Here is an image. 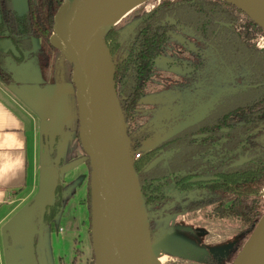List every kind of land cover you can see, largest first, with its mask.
I'll use <instances>...</instances> for the list:
<instances>
[{"label": "trees", "instance_id": "16d2710c", "mask_svg": "<svg viewBox=\"0 0 264 264\" xmlns=\"http://www.w3.org/2000/svg\"><path fill=\"white\" fill-rule=\"evenodd\" d=\"M63 1L26 0V12L18 16L12 0H0V42L9 40L16 50H0L2 82L8 83L9 78L4 70L8 65L5 55L14 63L28 62L35 79L40 78L39 85L49 82L52 58L58 50L51 37ZM132 14L137 15L132 24L113 26L102 36L115 64V92L132 154L154 137L150 125L135 127L132 121L147 92L155 61L175 32L190 30L218 52L232 73L244 74L243 85L222 94L203 117L162 139L133 161L152 242L157 241L156 223L161 218L210 208L211 215L244 224L225 261L211 263L236 264L264 214V51L256 45L264 29L226 0H159L148 11L132 10L122 21ZM29 56L32 59L27 61ZM61 134L55 132L52 138L45 135L47 154ZM76 135L79 139L78 123ZM86 161L90 173L89 160ZM62 188L63 180L59 179L55 203L48 208L44 220L61 211ZM87 201L91 220L90 182Z\"/></svg>", "mask_w": 264, "mask_h": 264}, {"label": "water", "instance_id": "95a60500", "mask_svg": "<svg viewBox=\"0 0 264 264\" xmlns=\"http://www.w3.org/2000/svg\"><path fill=\"white\" fill-rule=\"evenodd\" d=\"M113 0H64L55 16L51 42L72 63L79 143L90 165L91 241L95 264H159L151 240L146 205L132 159L131 142L114 84L115 64L102 43L111 27L97 25L101 12ZM264 29V10L242 0H226ZM15 11L23 15L26 0H13ZM13 50L10 41L0 42V50ZM15 82L25 102L41 110L49 105L54 118L66 119L63 89L52 84L23 85ZM21 83V86H19ZM61 84H58L60 86ZM38 88V89H37ZM64 139L57 141L51 157L40 168L38 192L14 217L13 226L3 230L7 261L12 262L14 232H37L47 226L48 208L55 203L58 180L76 162L60 165ZM264 197V195L262 194ZM236 264H264V214L245 244Z\"/></svg>", "mask_w": 264, "mask_h": 264}, {"label": "rangeland", "instance_id": "374dc122", "mask_svg": "<svg viewBox=\"0 0 264 264\" xmlns=\"http://www.w3.org/2000/svg\"><path fill=\"white\" fill-rule=\"evenodd\" d=\"M158 2L159 0H148L135 9L143 8L148 11ZM136 18L137 15L132 14L125 21H119V24L123 27L129 26ZM37 44L38 41L35 40V47ZM257 45L264 51V35L257 37ZM5 56L8 65L4 70L9 76L7 85L20 81L28 82H21L23 85L39 84L40 78L35 79V74L29 70L28 62L16 64L11 62V57ZM30 59L32 57L29 56L27 61ZM52 63L48 83L63 89L66 119L60 122L51 114L55 119L51 125H56V128L50 126V131L43 132V137L46 135L52 138L55 130H60L64 139L63 164L76 162L83 165L76 172V177L64 183L63 197L67 202L49 225L37 232L13 233L15 243L11 247H14V264H72L75 255L80 262L88 253L91 244L86 232L88 212L86 213L87 210L85 211L82 204L86 201L82 187L88 179V157L76 138L78 111L75 87L71 80L72 67L58 50L53 55ZM243 75V72L232 73L222 63L218 52L195 37L190 30L175 32L164 52L155 61L147 92L133 117V126L150 125L155 132L154 137L144 141L136 152L149 151L162 139L199 120L222 94L243 85ZM6 89L9 91L13 87L10 85ZM14 92L21 102L26 101L18 94L16 88ZM37 100L43 108V102L39 98ZM46 124L50 125L48 122ZM40 144L37 165L43 166L47 158L41 153L42 143ZM53 155L51 152L50 156ZM65 176L64 180L67 178ZM39 180L40 170L38 184ZM36 189L32 196L14 203V207L17 206L12 216L0 227V264H9L6 259L8 251L4 245L3 230L8 225L13 226L14 217L37 194L38 187ZM28 191H23V195ZM76 191L81 195L78 198L75 197ZM208 211L209 209H203L194 214L185 213L157 221V241L153 245L155 250L160 249L163 253V262L159 264H209L206 257L221 259L226 254L227 248L238 237L242 223L236 219H216L209 216Z\"/></svg>", "mask_w": 264, "mask_h": 264}, {"label": "crops", "instance_id": "0c3cea01", "mask_svg": "<svg viewBox=\"0 0 264 264\" xmlns=\"http://www.w3.org/2000/svg\"><path fill=\"white\" fill-rule=\"evenodd\" d=\"M10 85L13 89L7 91L6 87ZM15 88V83L7 85L0 80V227L12 216L17 206L14 207V203L32 196L34 190H37L38 171L41 168V165H37L38 145L42 143L44 148L43 132L50 131L55 120L51 117L49 105L40 111L36 110L18 99ZM47 128L49 130L46 131ZM52 128L55 129L56 125ZM55 131L60 132L57 129ZM81 165L78 163L67 171L66 182L77 176L76 172ZM87 183L88 179L82 191ZM26 190L29 191L23 195ZM80 196V192L76 191L75 197ZM1 251L0 248V256Z\"/></svg>", "mask_w": 264, "mask_h": 264}, {"label": "bare ground", "instance_id": "6f19581e", "mask_svg": "<svg viewBox=\"0 0 264 264\" xmlns=\"http://www.w3.org/2000/svg\"><path fill=\"white\" fill-rule=\"evenodd\" d=\"M147 0H113L107 7L101 12L97 19V25L102 27L116 26L121 19L127 16L132 10L139 5L143 4ZM245 4H252L259 6L264 10V0H242ZM264 195V188L262 191ZM157 262H163V253L160 249L155 251Z\"/></svg>", "mask_w": 264, "mask_h": 264}, {"label": "flooded vegetation", "instance_id": "af4514ba", "mask_svg": "<svg viewBox=\"0 0 264 264\" xmlns=\"http://www.w3.org/2000/svg\"><path fill=\"white\" fill-rule=\"evenodd\" d=\"M27 3V2H26ZM12 4H13V0H12ZM143 5V4H142ZM13 7H14V5H13ZM137 9V8H136ZM134 11V10H133ZM131 13V12H130ZM129 13V14H130ZM16 14L18 15V16H20L17 12H16ZM128 14V15H129ZM127 15V16H128ZM124 19V18H123ZM122 19V20H123ZM121 20V21H122ZM120 21V22H121ZM119 22V23H120ZM118 23V24H119ZM117 24V25H118ZM5 41H9V40H5ZM11 42V41H10ZM12 44V43H11ZM13 46V45H12ZM13 48H14V46H13ZM10 51L11 52H13V53H16V50L15 49H13V50H11L10 49ZM16 64H20V63H16ZM38 83H39V81H38ZM40 84V83H39ZM39 84H35V85H38L40 88L42 87V86H44V85H46V84H49V83H46V84H44V85H39ZM52 152V151H51ZM139 152V151H138ZM140 154H142V153H140ZM60 165H65V164H63V160H62V162H61V164ZM88 166V165H87ZM89 176H90V173H88V183L87 184H85V186H84V188H83V192L85 193V202L84 203H82V202H79V203H82L83 204V207H85V211H86V213L88 212V217H87V220H88V227H87V230H86V232H87V236H88V238H89V241H90V249H89V251H88V253L85 255V257L83 258V260H80V262H78V260H77V256L75 255L74 257H73V259H72V264H95L94 263V252H93V248H92V241H91V231H90V226H91V221H90V219H89V207H88V201H87V192H88V184H89V182H90V178H89ZM62 180H64V179H62ZM64 183H66V181L64 180V182H63V185H64ZM62 198H63V202H62V207H63V204L64 203H66L67 201L64 199V197H63V195H62ZM62 207H61V210H62ZM205 210L206 209H209V211H208V215L209 216H211V217H214V218H216V219H219V220H224V219H233V218H219V217H216V216H214V215H211L210 214V211H211V209L210 208H204ZM203 209H198V210H195V211H191V212H185V213H190V214H194V213H196L197 211H202ZM61 212V211H60ZM59 212V213H60ZM58 213V214H59ZM185 213H182V214H177L176 216H178V215H183V214H185ZM58 214H56L55 216H57ZM54 216V217H55ZM171 216H175V215H171ZM53 217V218H54ZM168 217H170V216H168ZM53 218L52 219H47V220H44L45 222H47V225H49L50 223H51V221L53 220ZM166 218V217H165ZM162 219V218H161ZM160 219V220H161ZM237 220V219H236ZM238 221H240V220H238ZM241 223H242V221H240ZM243 226H244V224L242 223V227H241V229L243 228ZM241 229L238 231V235H239V232L241 231ZM237 240V238L234 240V242H232V244L227 248V250H226V254L221 258V259H212L211 257H206V259H207V261H208V263L209 264H211L212 262H215V263H219V262H221V261H225V259H226V256H227V253H228V250L230 249V247L235 243V241ZM14 248V247H13ZM210 260V261H209Z\"/></svg>", "mask_w": 264, "mask_h": 264}, {"label": "built area", "instance_id": "2783aa9c", "mask_svg": "<svg viewBox=\"0 0 264 264\" xmlns=\"http://www.w3.org/2000/svg\"><path fill=\"white\" fill-rule=\"evenodd\" d=\"M256 45H257V41H256ZM258 46V45H257ZM259 47V46H258ZM260 48V47H259ZM140 157V152H135L134 154H132V159H138Z\"/></svg>", "mask_w": 264, "mask_h": 264}]
</instances>
